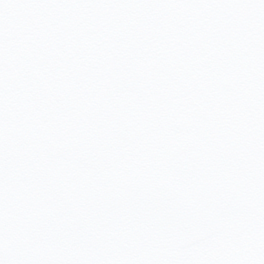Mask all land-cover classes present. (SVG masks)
Segmentation results:
<instances>
[{
	"label": "snow or ice",
	"instance_id": "snow-or-ice-1",
	"mask_svg": "<svg viewBox=\"0 0 264 264\" xmlns=\"http://www.w3.org/2000/svg\"><path fill=\"white\" fill-rule=\"evenodd\" d=\"M0 264H264V0H0Z\"/></svg>",
	"mask_w": 264,
	"mask_h": 264
}]
</instances>
